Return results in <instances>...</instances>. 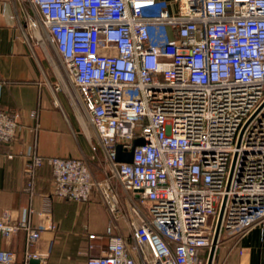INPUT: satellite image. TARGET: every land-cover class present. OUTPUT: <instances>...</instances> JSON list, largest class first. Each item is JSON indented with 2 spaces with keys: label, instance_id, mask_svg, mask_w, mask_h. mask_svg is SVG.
Returning <instances> with one entry per match:
<instances>
[{
  "label": "built area",
  "instance_id": "2783aa9c",
  "mask_svg": "<svg viewBox=\"0 0 264 264\" xmlns=\"http://www.w3.org/2000/svg\"><path fill=\"white\" fill-rule=\"evenodd\" d=\"M28 3L27 27L46 42L57 88L82 108L91 148H101L111 175L97 178L84 158L29 149L25 188L33 195L36 173L48 165L56 197L98 193L117 221L113 177L129 206L130 237L111 223L105 250L86 264H203L221 209L218 242L264 228V0ZM18 117L0 108V143L16 138ZM118 147L133 150L131 162L117 160ZM31 212L15 219L0 211V236L24 230L22 264H44L52 240L45 252L32 247L55 226H32ZM14 259L0 250V264Z\"/></svg>",
  "mask_w": 264,
  "mask_h": 264
},
{
  "label": "crops",
  "instance_id": "0c3cea01",
  "mask_svg": "<svg viewBox=\"0 0 264 264\" xmlns=\"http://www.w3.org/2000/svg\"><path fill=\"white\" fill-rule=\"evenodd\" d=\"M27 11H32L28 0H0V108L19 114L16 138L0 143V211H9L18 219L30 208L32 226L54 224L55 228L43 232L32 247L33 251L45 252L52 240L49 255L41 263L86 264L90 255L105 250L107 226L112 223L113 232L127 238L130 228L125 214L112 221L96 193L84 201L53 195L48 165L36 173L34 194L25 188L24 166L29 149L45 157L86 159L93 153L91 144L96 143L82 108L75 107L65 91L57 88L58 70L52 66L46 42L33 37L27 27ZM89 165L97 176L100 170ZM90 234L98 236L91 238ZM25 240L24 230L9 239L0 236V250L15 254L11 264L24 262ZM214 261L264 264V228L256 224L240 238L222 235Z\"/></svg>",
  "mask_w": 264,
  "mask_h": 264
},
{
  "label": "rangeland",
  "instance_id": "374dc122",
  "mask_svg": "<svg viewBox=\"0 0 264 264\" xmlns=\"http://www.w3.org/2000/svg\"><path fill=\"white\" fill-rule=\"evenodd\" d=\"M93 143H94V141H93ZM85 160L89 164H91L93 166L95 165L96 168H97V171L100 170V172H98V174L96 176L97 178L100 179V178H103L105 176H110L111 175L110 169H109V167L107 165V162L105 161V158L103 156V153L100 151L99 147H96V150H93V153H92L91 157L90 158H86ZM111 181H112L114 187L118 190V193H119V197H120V200H119L120 215L123 216V214H125V219L127 218V220H128L127 225H128V228H129L130 215H129V206H128V203H127V200H126V195L121 190L120 185H119L118 181L116 180V178L112 177ZM96 194H97L96 195L97 198L101 199V201H102V198H101L100 194H98V193H96ZM210 221L211 220H209V222ZM207 255H208V253L206 252L205 253V258L206 259H207ZM203 264H206V261L203 260Z\"/></svg>",
  "mask_w": 264,
  "mask_h": 264
},
{
  "label": "water",
  "instance_id": "95a60500",
  "mask_svg": "<svg viewBox=\"0 0 264 264\" xmlns=\"http://www.w3.org/2000/svg\"><path fill=\"white\" fill-rule=\"evenodd\" d=\"M143 141L138 139L135 140L132 146V149L135 145L142 143ZM130 150L127 153H123L120 149V147L117 148V160L118 161H123V162H131L132 161V156H133V150ZM222 213H223V209H221L220 214H219V218H218V222L215 228V233L213 236V240H212V244L209 250V254H208V258H207V263L206 264H212L213 258H214V254L216 251V246H217V242H218V237H219V232H220V226H221V219H222ZM39 262L38 259H32L31 263L33 264H37Z\"/></svg>",
  "mask_w": 264,
  "mask_h": 264
}]
</instances>
